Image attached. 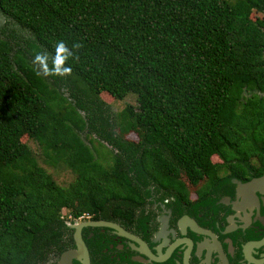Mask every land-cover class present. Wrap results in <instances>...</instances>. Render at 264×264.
Here are the masks:
<instances>
[{"label": "trees", "instance_id": "obj_1", "mask_svg": "<svg viewBox=\"0 0 264 264\" xmlns=\"http://www.w3.org/2000/svg\"><path fill=\"white\" fill-rule=\"evenodd\" d=\"M0 12L32 37L0 38V264L42 262L65 212L142 199L140 185L187 197L239 176L236 161L264 165V0H0ZM59 41L71 74L45 76L34 58L55 74ZM103 94L137 97L118 133Z\"/></svg>", "mask_w": 264, "mask_h": 264}, {"label": "flooded vegetation", "instance_id": "obj_2", "mask_svg": "<svg viewBox=\"0 0 264 264\" xmlns=\"http://www.w3.org/2000/svg\"><path fill=\"white\" fill-rule=\"evenodd\" d=\"M236 162L239 176L223 174L209 190L189 184L187 197L140 185L142 199L111 200L80 218L66 213L38 264H59L66 252L77 253L73 264H264V182L243 190L235 183L263 178L264 165Z\"/></svg>", "mask_w": 264, "mask_h": 264}, {"label": "rangeland", "instance_id": "obj_3", "mask_svg": "<svg viewBox=\"0 0 264 264\" xmlns=\"http://www.w3.org/2000/svg\"><path fill=\"white\" fill-rule=\"evenodd\" d=\"M5 36H14L15 41L20 45H26V42H29L28 40H30L32 38L31 34L29 32L22 29L14 21L10 20L9 18H7L4 14H2L0 12V38H4ZM66 96L69 97V92L66 93ZM102 99L111 108L109 111L110 115H109V120L107 121L108 122L107 124L109 125V128L111 130L115 129L116 133H118V129H116V127H118V125L122 124L121 122H123V121H121L122 115L124 114V113L122 114V112L130 104H133L134 106H136V104H138L137 103V97L135 95H131L125 101L117 102L111 96H109L107 94H103ZM91 138L95 139L96 136L93 135ZM128 140L137 142L138 137L135 133H132L128 136ZM86 142L90 145V147H93V149L95 151L94 145L98 146L97 141L95 143H92L89 140H86ZM101 155L103 157L104 162L106 164H108L109 163V160H108L109 157H108L106 151L101 150ZM214 161L216 163L221 162L219 157H215ZM56 177L61 184L69 183L73 179L70 173L64 171V168H61V169H59V171L56 172ZM65 214H66V212H65Z\"/></svg>", "mask_w": 264, "mask_h": 264}, {"label": "clouds", "instance_id": "obj_4", "mask_svg": "<svg viewBox=\"0 0 264 264\" xmlns=\"http://www.w3.org/2000/svg\"><path fill=\"white\" fill-rule=\"evenodd\" d=\"M57 50L59 52V57L57 60V66H56V73L53 74L50 70H48L45 67V59L39 55H36L34 58V63L40 65V70L42 71L43 75L45 76H59L64 77L71 74V68L66 66L65 60L66 56L65 54L68 53V48L66 47V43L64 41H59L56 44ZM70 54V53H69Z\"/></svg>", "mask_w": 264, "mask_h": 264}, {"label": "water", "instance_id": "obj_5", "mask_svg": "<svg viewBox=\"0 0 264 264\" xmlns=\"http://www.w3.org/2000/svg\"><path fill=\"white\" fill-rule=\"evenodd\" d=\"M264 182V177L263 178H259V179H255L247 184H243L239 181H235V183L240 187L241 190H243V188H249L253 185H259L261 183ZM77 256L76 252H66L63 254L59 264H73V259L74 257Z\"/></svg>", "mask_w": 264, "mask_h": 264}]
</instances>
